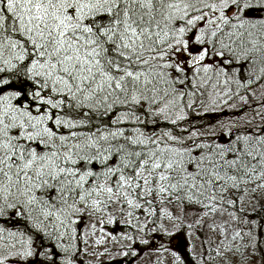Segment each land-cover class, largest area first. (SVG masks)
I'll list each match as a JSON object with an SVG mask.
<instances>
[{
  "label": "snow or ice",
  "instance_id": "snow-or-ice-1",
  "mask_svg": "<svg viewBox=\"0 0 264 264\" xmlns=\"http://www.w3.org/2000/svg\"><path fill=\"white\" fill-rule=\"evenodd\" d=\"M89 258L264 264V0H0V264Z\"/></svg>",
  "mask_w": 264,
  "mask_h": 264
},
{
  "label": "rangeland",
  "instance_id": "rangeland-1",
  "mask_svg": "<svg viewBox=\"0 0 264 264\" xmlns=\"http://www.w3.org/2000/svg\"><path fill=\"white\" fill-rule=\"evenodd\" d=\"M172 245L173 247H176V246H180V250H183L184 247L186 246V241H184L183 237H179L175 240L172 241ZM146 252V250H145ZM146 258V256H145ZM90 260H92V264H96V261H95V258H89ZM104 261H107L108 260V257H103L102 258ZM130 262V261H129ZM130 264H132V262H130ZM136 264H140L139 261L136 262Z\"/></svg>",
  "mask_w": 264,
  "mask_h": 264
},
{
  "label": "trees",
  "instance_id": "trees-1",
  "mask_svg": "<svg viewBox=\"0 0 264 264\" xmlns=\"http://www.w3.org/2000/svg\"><path fill=\"white\" fill-rule=\"evenodd\" d=\"M131 262V261H130ZM130 262H129V264H130Z\"/></svg>",
  "mask_w": 264,
  "mask_h": 264
}]
</instances>
